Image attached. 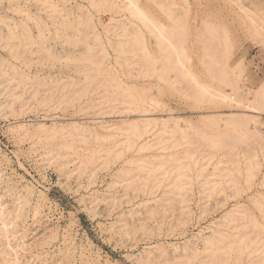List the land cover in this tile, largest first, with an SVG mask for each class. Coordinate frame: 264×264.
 I'll return each instance as SVG.
<instances>
[{"label":"rangeland","instance_id":"374dc122","mask_svg":"<svg viewBox=\"0 0 264 264\" xmlns=\"http://www.w3.org/2000/svg\"><path fill=\"white\" fill-rule=\"evenodd\" d=\"M263 88L264 0H0V264H264Z\"/></svg>","mask_w":264,"mask_h":264},{"label":"bare ground","instance_id":"6f19581e","mask_svg":"<svg viewBox=\"0 0 264 264\" xmlns=\"http://www.w3.org/2000/svg\"><path fill=\"white\" fill-rule=\"evenodd\" d=\"M263 89H264V88H263ZM263 89H262L263 92H262L261 90H259V92H260V91L262 92V93H260V95H258V94L256 93V94L258 95V97H259V100L261 99L260 97H263V96H264V95H263V93H264V90H263ZM257 91H258V90H257ZM257 95H256V96H257ZM262 95H263V96H262ZM256 99L258 100L257 97H256ZM104 100H105V99H104ZM259 100H258V101H259ZM261 100H262V99H261ZM262 102H263V101H262ZM115 108H116V107H115ZM115 108H114V109H115ZM146 111H147V110H146ZM148 111H149V110H148ZM120 112H121V111H120ZM125 112H126V111H125ZM109 113H110V112H109ZM102 114H103V113H102ZM144 114H145V113H144ZM143 116H144V115H143ZM145 116L147 117V116H149V115L147 114V115H145ZM149 118H150V117H149ZM149 118H148V119H149ZM159 118L161 119V117H159ZM169 118H171V117H169ZM150 119H153V121H154V118H150ZM150 119H149V120H150ZM145 122H146V121H145ZM155 122H157V121H155Z\"/></svg>","mask_w":264,"mask_h":264}]
</instances>
